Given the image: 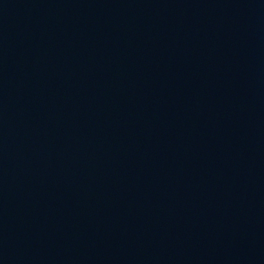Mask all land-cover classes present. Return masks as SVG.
<instances>
[{"label":"water","instance_id":"obj_1","mask_svg":"<svg viewBox=\"0 0 264 264\" xmlns=\"http://www.w3.org/2000/svg\"><path fill=\"white\" fill-rule=\"evenodd\" d=\"M0 264H264V0H0Z\"/></svg>","mask_w":264,"mask_h":264}]
</instances>
